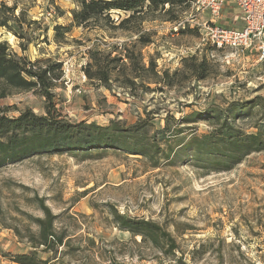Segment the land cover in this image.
<instances>
[{"label":"rangeland","instance_id":"374dc122","mask_svg":"<svg viewBox=\"0 0 264 264\" xmlns=\"http://www.w3.org/2000/svg\"><path fill=\"white\" fill-rule=\"evenodd\" d=\"M24 10V19L34 20L32 42L23 51L20 39L0 26V41L32 61L61 62L63 81L53 88L55 108L75 121L106 125L116 119L132 124L148 119L153 131L166 122L171 129L191 133L214 127L206 118L194 116L205 109L225 111L233 100L254 99L252 114L233 120V125L254 133L264 125V61L254 49L209 50L200 37L208 15L191 6L176 13L178 24L159 12H148L130 23L131 28L72 26L58 39L55 27L69 25L72 0H0ZM117 24L126 14L112 10ZM219 21L240 27L238 8L226 3ZM181 32V29H184ZM188 29V30H186ZM142 33L151 42L138 47L143 63L153 58L157 70L181 68V58L195 54L211 60V74L204 80L184 78L179 73L169 86L149 83L153 91L133 86L132 93L112 81V90L85 77L88 51H112L130 47ZM117 52H121L118 50ZM115 54V53H113ZM228 55V57L224 56ZM213 59V60H212ZM258 97V98H256ZM24 108L44 113V98L30 91H11L0 97V112L16 116ZM91 156L50 154L33 156L0 169V251L16 254L30 250L13 226L35 231V217L42 216L35 196L56 215L54 226L70 237L71 247H59L60 264H108V258L124 264H264V152H253L228 171H206L185 156L172 165L165 157L159 167L138 155L108 150ZM172 157V155H170ZM153 220L175 239L174 255L163 254L139 237L119 230L110 214ZM93 241V242H90ZM0 252V264L10 263ZM43 258L51 256L40 253Z\"/></svg>","mask_w":264,"mask_h":264},{"label":"trees","instance_id":"16d2710c","mask_svg":"<svg viewBox=\"0 0 264 264\" xmlns=\"http://www.w3.org/2000/svg\"><path fill=\"white\" fill-rule=\"evenodd\" d=\"M72 1L76 7L71 12L69 25L55 27L56 39L68 32L72 26L128 29L131 28L130 23L148 12L162 13L167 16L166 20L178 24L181 18L176 9L183 11L194 0ZM16 8L15 4L7 5L0 1V26L20 39L26 38V42L20 44V48L25 51L32 42L30 30L36 21L24 19L23 9L15 14ZM112 10L122 11L126 16L115 24L110 15ZM184 30L185 28L181 29V32ZM149 42L151 41L148 37L138 32L130 47L118 49L115 45L112 51L90 49L89 60L83 67L85 77L89 82L109 90H112V81L115 80L119 81V87L130 92L133 86H140L141 91L146 92L155 89L149 88V83L162 82L172 86L179 73L184 78L204 80L216 64L205 56L197 57L192 54L181 58V68L171 72L167 69L158 71L153 58H149L147 65L143 63L138 48ZM205 45L209 50L221 51L209 44ZM118 50L121 52H117ZM61 66V62L51 59L32 61L25 54H17L5 41H0V97H5L11 91L33 90L44 98L43 114H36L30 108H24L16 116H7L0 112V169L33 156L69 154L87 157L92 152L112 150L143 157L152 168L159 167L162 157L174 165L186 154L185 161H193L194 165L206 171L221 172L232 169L250 153L264 152V125L257 127L254 133H246L233 125L234 119L252 114L254 99L233 100L225 111L209 108L194 112V116L206 118L214 127L205 133H191L188 138L181 134L184 129L176 127L173 130L168 122L159 131H153L152 124L146 118L128 125L116 119L106 125L72 120L57 110L53 101L52 90L58 82L63 81ZM34 199L42 211V216L33 219L35 231L28 226L24 229L12 227L20 239H26L30 250L16 254L0 252L10 263L60 264L61 261L56 256L58 248H70L71 238L64 231L56 230V215L44 200L37 196ZM110 214L115 226L129 232L133 239L139 237L140 242L148 243L163 254L174 255L178 250L173 236L157 222L121 215L114 207H110ZM49 252L52 255L47 258L40 255ZM108 262L124 264L113 257H109Z\"/></svg>","mask_w":264,"mask_h":264},{"label":"built area","instance_id":"2783aa9c","mask_svg":"<svg viewBox=\"0 0 264 264\" xmlns=\"http://www.w3.org/2000/svg\"><path fill=\"white\" fill-rule=\"evenodd\" d=\"M226 3L235 5L240 12V27L223 25L216 19ZM191 9L208 15L200 25V37L204 44L215 49H254L257 61H264V0H194ZM228 57V55H224ZM85 81V75H82Z\"/></svg>","mask_w":264,"mask_h":264},{"label":"crops","instance_id":"0c3cea01","mask_svg":"<svg viewBox=\"0 0 264 264\" xmlns=\"http://www.w3.org/2000/svg\"><path fill=\"white\" fill-rule=\"evenodd\" d=\"M221 19H222V17H221Z\"/></svg>","mask_w":264,"mask_h":264}]
</instances>
